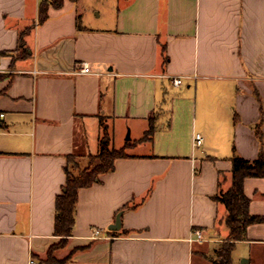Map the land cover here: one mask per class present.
Here are the masks:
<instances>
[{"label":"crops","instance_id":"obj_1","mask_svg":"<svg viewBox=\"0 0 264 264\" xmlns=\"http://www.w3.org/2000/svg\"><path fill=\"white\" fill-rule=\"evenodd\" d=\"M42 2L0 0V264H38L60 241L68 159L89 167L101 119L128 157L79 191L60 264H212L229 235L213 197L235 154L264 152V0H64L41 22ZM244 191L264 218V178ZM232 256L264 264V222Z\"/></svg>","mask_w":264,"mask_h":264},{"label":"trees","instance_id":"obj_2","mask_svg":"<svg viewBox=\"0 0 264 264\" xmlns=\"http://www.w3.org/2000/svg\"><path fill=\"white\" fill-rule=\"evenodd\" d=\"M64 0H45L40 8V21L44 22L48 18L50 6L61 7ZM4 75L0 74V80ZM1 94V92H0ZM103 133L100 140V150L97 156L91 157L89 167L81 169L75 161V157H69L68 165L65 169L67 174L66 184L63 193L56 200V220L55 236L60 241L52 245L46 258H37L38 264H60L55 254L67 246L69 238L73 235L76 220V208L79 191L89 188L99 182L100 176L110 173L115 169V162L121 158H127V148L111 149L110 138L107 126L101 119ZM155 133V117L150 119V128L144 139L150 140ZM262 140V135L259 133ZM232 184L228 190L221 189L213 199L222 204L226 211L225 224L229 230L227 239L217 249L212 258V264H233V251L238 241L246 239L247 228L256 223L264 222V218L253 216L249 212L250 200L244 191V182L247 178H264V152L261 151L254 161L244 159L238 155L232 158Z\"/></svg>","mask_w":264,"mask_h":264},{"label":"built area","instance_id":"obj_3","mask_svg":"<svg viewBox=\"0 0 264 264\" xmlns=\"http://www.w3.org/2000/svg\"><path fill=\"white\" fill-rule=\"evenodd\" d=\"M42 1H45V0H42ZM2 68V64H1V61H0V70ZM76 74H80V75H84V74H91L92 71H91V67H90V64L88 62H82L79 64V66L77 67V70L75 71ZM183 78L184 77H171V80L172 82L174 83V85H180L182 84L183 82ZM4 115H1V117H3ZM194 141H195V146L196 147H200L203 143V138L201 136V134H196L195 135V138H194ZM193 240H196V241H200L202 240L203 238V234L201 231H195L193 233ZM103 237V235L101 234V231L100 230H93L92 231V235H91V239H99ZM30 264H36V262L34 260H31Z\"/></svg>","mask_w":264,"mask_h":264},{"label":"rangeland","instance_id":"obj_4","mask_svg":"<svg viewBox=\"0 0 264 264\" xmlns=\"http://www.w3.org/2000/svg\"><path fill=\"white\" fill-rule=\"evenodd\" d=\"M111 132V131H110ZM109 132V133H110ZM108 133V134H109ZM109 138H110V143H109V146H110V148L111 149H121L122 147V145L121 144H123V142H126V141H123L124 139H121V138H118V139H116L115 141L113 140V136H112V132L109 134ZM132 140V139H131ZM130 139H129V141H127V142H130V143H132L133 142V140L131 141ZM118 146H120V147H118ZM81 165H82V167H86L87 166V161H85V160H81ZM222 244V243H221ZM220 244V245H221ZM220 247V246H219ZM218 247V248H219Z\"/></svg>","mask_w":264,"mask_h":264},{"label":"water","instance_id":"obj_5","mask_svg":"<svg viewBox=\"0 0 264 264\" xmlns=\"http://www.w3.org/2000/svg\"><path fill=\"white\" fill-rule=\"evenodd\" d=\"M121 228V214L117 216L116 222L109 227L110 230L117 231Z\"/></svg>","mask_w":264,"mask_h":264}]
</instances>
